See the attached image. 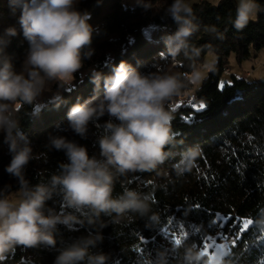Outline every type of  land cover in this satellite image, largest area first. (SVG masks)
Here are the masks:
<instances>
[{
    "label": "trees",
    "instance_id": "obj_1",
    "mask_svg": "<svg viewBox=\"0 0 264 264\" xmlns=\"http://www.w3.org/2000/svg\"><path fill=\"white\" fill-rule=\"evenodd\" d=\"M171 2L140 0L135 6H129L124 5V0H81L78 8L90 13L88 23L94 29L92 43L83 49L82 55H91L84 57L83 67L67 91L54 83L38 98L39 108L34 111L33 106L24 105L15 114L20 130L38 157L26 168L25 178L31 185L48 183L58 172L59 164L66 162L63 151L46 147L50 136H65L86 146L89 155L99 158L98 137L103 132L102 125L110 118L105 115L97 125L90 123L85 138L76 135L67 121L73 104L103 95L102 87L98 92L95 90L94 71L110 75L113 66L121 61L144 74L155 72L161 66L169 72L188 71V61L183 56L177 57L182 63L161 56L166 53L165 37L177 28L171 17L164 14ZM258 3L264 6V0ZM145 4L150 9H146ZM192 8L200 27L190 41L196 47L204 46L199 58L201 65L206 56L213 55V71L194 93L190 85L172 104L175 144L170 147L171 155L165 163L151 172L117 176L114 184V197L125 187L150 193L158 223L146 226L147 220L134 214H129L132 219L114 223L112 217L101 214L94 224L85 220L77 230L58 225L55 247L17 246L0 264H54L60 251L90 233L100 234L103 239L89 251L109 254L110 264H158V252L168 253L170 264H176V257L171 256L180 245H175L174 239H180L181 245L194 242L203 250L208 242L204 237H213L222 231L232 240L239 230V223L232 228V222L237 218L250 219L258 208H264V80L248 83L233 73L227 74L232 56L241 63L251 57V49L264 50V12L258 14L256 22L250 21L238 31L231 23L235 18V0H222L217 5L200 0ZM20 14L19 8L13 12L9 0H0V36H4L9 27L17 30L16 36L6 37L8 43L0 58H7L17 72L23 67L28 49L18 23ZM207 25H215L222 36L213 37L206 32ZM224 77L230 80L223 81ZM187 93L192 94L183 100ZM200 103L206 108L193 107ZM3 139L0 132V189L10 185L7 193L10 197L17 191L18 183L5 171L11 154ZM196 147L199 154L194 167L177 176L173 165ZM57 199L54 197L48 206L58 207L54 204ZM169 220L173 223L169 224ZM213 220L217 227H209ZM101 222L107 226L101 228ZM221 223L225 224L222 230L218 227ZM185 231L190 233L187 238ZM261 231L253 224L236 240L235 246L229 244L221 257L223 264H264V233Z\"/></svg>",
    "mask_w": 264,
    "mask_h": 264
},
{
    "label": "clouds",
    "instance_id": "obj_2",
    "mask_svg": "<svg viewBox=\"0 0 264 264\" xmlns=\"http://www.w3.org/2000/svg\"><path fill=\"white\" fill-rule=\"evenodd\" d=\"M80 3L81 0H9L13 12L20 9L18 23L28 49L19 72L7 58H0V132L11 154L5 171L18 183L15 199L7 195L10 185L0 189V259L17 246L53 248L58 225L77 230L85 220L94 224L101 214L112 217L114 223L132 219L129 214H134L146 219V226L157 224L159 217L152 210L151 194L125 187L114 197L116 177L151 172L165 163L175 144L172 104L190 85L198 86L207 78L199 61L204 46L196 47L190 41L200 27L193 8L188 0H172L164 14L177 28L165 37L166 53L161 56L177 63H182L177 57L183 56L188 61V71L169 72L161 66L144 74L125 61L113 66L107 76L94 71L95 90L102 87L103 95L73 104L67 121L76 135L85 138L90 123L97 125L105 115L110 118L98 137L99 158L65 136H50L46 147L63 151L66 162L59 164L48 183L31 185L25 172L38 157L15 114L24 105L33 106L34 111L39 108L37 100L48 90L49 82L67 91L83 67L84 57L91 55H82L92 43L94 29L88 23L90 13L79 10ZM144 7L150 9L148 4ZM260 12H264V6L258 0H236L231 23L238 31L243 30ZM204 30L213 37L222 36L215 25H207ZM16 35L15 27L5 30L0 36V53L8 43L6 37ZM207 71L213 68L208 66ZM198 154L197 147L190 149L173 165L177 176L191 171ZM54 197H58L54 201L58 207H49ZM249 222L264 230V208H258ZM105 226L101 222L100 227ZM102 239V235L91 233L78 239L60 251L54 264H110L109 254L89 251ZM205 256L206 252L193 242L180 245L171 257H176V264H223L220 256ZM157 261L170 264V256L158 252Z\"/></svg>",
    "mask_w": 264,
    "mask_h": 264
},
{
    "label": "rangeland",
    "instance_id": "obj_3",
    "mask_svg": "<svg viewBox=\"0 0 264 264\" xmlns=\"http://www.w3.org/2000/svg\"><path fill=\"white\" fill-rule=\"evenodd\" d=\"M140 0H124V5L127 4L129 6H135L137 3H139ZM200 0H188V2L191 4V6L195 3H197ZM211 4L217 5L222 0H204ZM236 1V0H235ZM258 18V17H257ZM257 20L253 21L256 22ZM251 57L248 58V60H245L241 63H238L237 60H235L234 56L231 57L230 60V71L228 72L230 75L233 73L238 78L245 79L251 83L260 82L264 80V50L261 51H254L251 49ZM212 60H214L213 55H208L203 60L204 64H202L201 71L203 73H206V77L209 74L207 71L208 66H212ZM230 80V78L224 77L223 81ZM56 82H49L48 90H50L51 86ZM201 85V84H200ZM200 85H193L192 93L198 89ZM192 93H187L184 95V98H188L191 96ZM17 195V191L12 193L10 195V199H15ZM214 242L212 240H208L206 244L210 245V247L207 248L208 256H220L223 257V255L227 252L229 248V244L231 243V240L224 239L219 234L216 236H213ZM224 244L227 245V247L223 250V254L220 253V251L217 248V245ZM1 260V259H0Z\"/></svg>",
    "mask_w": 264,
    "mask_h": 264
},
{
    "label": "snow or ice",
    "instance_id": "obj_4",
    "mask_svg": "<svg viewBox=\"0 0 264 264\" xmlns=\"http://www.w3.org/2000/svg\"><path fill=\"white\" fill-rule=\"evenodd\" d=\"M220 87H223V85L221 84ZM194 108H198L199 110H203L204 108H206V105H204L203 103H200L198 106L197 105H193ZM197 209L200 207L199 205L196 206ZM216 215H219V214H216ZM169 224H172L173 221L169 220L168 221ZM237 223H239V230L237 232V234L234 236V238H232L231 240V243L233 246H235V242L236 240L240 239L241 235L243 234V232L247 231L249 229V227L253 224H251L249 222V219H241V218H237L235 221L232 222V225L231 227L232 228H235L237 226ZM217 227V225L215 224V221H211L210 224H209V227ZM179 227L181 229H184L185 228V225H179ZM219 229H223L225 227V224L224 223H221L219 226ZM197 231H200V229L198 228ZM261 233H264V231H261ZM190 233H188L187 231H185L184 235H185V238H187V236L189 235ZM219 235H221L224 239H228V236L226 234H224L222 231L218 232ZM173 237H174V233H172ZM204 239H207V240H212L214 242V238L211 236V235H208L207 237H204ZM182 241L180 239H174V244L179 246L181 245ZM210 247V245L208 244H204L203 245V250L206 252V254L208 255L207 253V248ZM227 247V245H224V244H219L217 245V248L218 250L220 251L221 254H223V250Z\"/></svg>",
    "mask_w": 264,
    "mask_h": 264
},
{
    "label": "built area",
    "instance_id": "obj_5",
    "mask_svg": "<svg viewBox=\"0 0 264 264\" xmlns=\"http://www.w3.org/2000/svg\"><path fill=\"white\" fill-rule=\"evenodd\" d=\"M227 73V72H226ZM227 74H229V73H227Z\"/></svg>",
    "mask_w": 264,
    "mask_h": 264
}]
</instances>
